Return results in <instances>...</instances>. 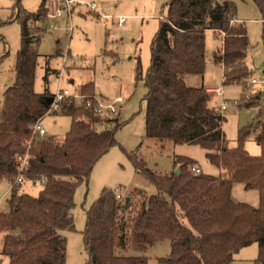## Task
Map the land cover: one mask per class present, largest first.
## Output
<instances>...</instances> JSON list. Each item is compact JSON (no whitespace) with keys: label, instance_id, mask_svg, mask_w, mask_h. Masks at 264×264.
<instances>
[{"label":"trees","instance_id":"16d2710c","mask_svg":"<svg viewBox=\"0 0 264 264\" xmlns=\"http://www.w3.org/2000/svg\"><path fill=\"white\" fill-rule=\"evenodd\" d=\"M252 1L264 24V0ZM20 3L15 18L22 29L16 81L5 91L0 111V184L15 182V159L27 152L32 127L48 112L52 98L48 91L35 92L47 0L35 13L20 8ZM162 15L151 46V65L145 74L140 63L137 70L147 90L146 138L200 146L222 173L217 177L196 174L192 172L195 161L175 157L174 170L159 174L132 155L138 172L156 186L158 194L136 191L126 208L115 192L105 189L86 213V264H148L145 256L129 253H145L165 241L171 251L159 260L161 264H232L236 254L255 244L260 252L255 263L264 264V108L262 119L240 130L237 146L230 148L223 132L224 117L210 106V93L186 83L187 77L206 73L208 32L222 42L213 60L223 67L224 86L246 83L252 77L246 62L250 49L246 24L229 0H171ZM262 39L264 45V30ZM93 88L88 84L80 90L86 94ZM63 114L71 118L64 140H33L29 152L28 175L45 178L46 186L37 197L13 188L0 214L4 264H66L64 233L75 230L71 210L76 191L89 180L99 160L118 145L120 125L103 131L101 126L110 121L73 105L65 106ZM257 130L261 153L251 156L245 143ZM237 184L259 193L257 208L233 201Z\"/></svg>","mask_w":264,"mask_h":264},{"label":"rangeland","instance_id":"374dc122","mask_svg":"<svg viewBox=\"0 0 264 264\" xmlns=\"http://www.w3.org/2000/svg\"><path fill=\"white\" fill-rule=\"evenodd\" d=\"M19 0H0V111L3 106L5 91L14 86L17 55L21 48L22 29L15 18L19 12L16 7ZM43 0H21L20 8L35 13ZM46 7L58 0H47ZM171 0H86L83 4L72 5V12L64 11L57 21L49 20L38 47L40 55L36 70L35 92L51 95L59 90L76 91L86 96L99 95L105 101H113L122 95L125 99L124 109L118 117V123L103 124L101 130L120 128L116 134L118 145L113 147L94 167L89 180L76 191L75 206L71 210L75 230L65 232L67 239L66 264H86L87 252L83 232L86 227V213L107 189L120 193L125 199L140 191L147 196L158 194L156 186L141 175L131 156L137 155L148 169L159 174H170L174 169L175 157L188 158L201 167L202 173H216V166L207 159V151L200 146H176L172 142H161L146 138V94L143 80L138 79V64L145 74L151 65V46L164 18L165 6ZM236 4L237 16L247 27L250 49L247 65L252 77L244 84L224 86L223 72L213 61L214 52L220 47V38L212 32L206 33L207 67L203 77H189L188 83H204L206 87L218 88L222 94H210V106L220 111L223 104L225 111L223 132L230 148L237 146L240 130L261 120L264 108V85H253V79L260 81L264 77V24L259 8L252 0H229ZM96 4L100 13L109 15L104 19L90 5ZM89 5V6H88ZM62 6V5H61ZM125 22L118 26V18ZM161 17V19H160ZM58 24L55 30L52 25ZM113 52H104L105 43ZM112 57V58H111ZM94 84L92 92L82 93L81 86ZM254 103L255 106L245 107ZM59 115V114H58ZM47 132L45 139L52 138L61 143L71 128L68 116L52 115L42 123ZM255 133L252 134V136ZM245 149L251 156L261 153L256 138L250 137ZM179 168V167H178ZM177 168V169H178ZM218 172V171H217ZM238 198L255 197L257 191L245 192L244 186H238ZM11 184H0V209H6ZM33 197L42 191L28 181L21 188ZM245 203V202H243ZM249 204V203H246ZM250 205V204H249ZM258 205V204H257ZM256 208V207H255ZM4 237V235H3ZM2 249V246L1 248ZM169 242H163L150 248L145 253L131 251L129 255L145 256L148 264H161L160 259L170 254ZM259 247L255 244L244 248L234 256L232 264H256ZM6 262V260H5Z\"/></svg>","mask_w":264,"mask_h":264},{"label":"built area","instance_id":"2783aa9c","mask_svg":"<svg viewBox=\"0 0 264 264\" xmlns=\"http://www.w3.org/2000/svg\"><path fill=\"white\" fill-rule=\"evenodd\" d=\"M75 4L74 0H58L57 3L52 2V5H49L48 10V19L52 21H57L64 15L65 10H69V12H72V5ZM62 5V6H61ZM89 6V5H88ZM91 10L95 11L97 14H99L104 19L110 18L109 16H106L103 13H100L98 11V6L96 4L89 6ZM118 26H122L125 22L124 17H119L118 19ZM53 29L58 28V24L52 25ZM253 85H264V77L260 79V81H257L253 79L251 81ZM217 94H222V90L218 89L215 91ZM125 99L122 95L118 96L113 101H105L102 96L99 95H92V96H86L83 94H80L76 91H69L67 89L65 90H59L56 94L52 95L51 98V105L48 110V112L45 114V116L40 119L33 127H32V133L33 138L26 142L27 146V152L22 155H18L15 159V167H16V179L13 184H11V190L13 188L20 189L23 187V185L30 181L34 187L44 189L46 186V179L42 177H38L36 179H30L29 177V161H30V149L33 145V140H44L47 136V132L44 129L42 123L44 119L48 116L52 115H58L63 114V110L65 106L73 105L76 108L85 109L90 112H92L95 116L102 119L103 121H110V122H116L118 123V117L120 116L121 112L124 109ZM226 105L223 104L220 108V111H225ZM192 172L196 174H202V170L196 166L192 167ZM10 190V192H11ZM116 199L119 202H125V198L120 194L116 193ZM2 210L0 209V214ZM1 248V245H0ZM2 249H0V264H2V256H1Z\"/></svg>","mask_w":264,"mask_h":264},{"label":"crops","instance_id":"0c3cea01","mask_svg":"<svg viewBox=\"0 0 264 264\" xmlns=\"http://www.w3.org/2000/svg\"><path fill=\"white\" fill-rule=\"evenodd\" d=\"M44 1V0H43ZM42 1V2H43ZM75 1V3H78V4H83V3H85L86 2V0H74ZM48 2V1H47ZM42 4V3H41ZM41 6V5H40ZM48 7H49V5H48ZM47 7V8H48ZM39 10V9H38ZM109 16V15H108ZM160 19H161V17H160ZM240 20V19H239ZM240 21H242V20H240ZM243 22V21H242ZM263 22V21H262ZM221 41V40H220ZM107 45V42L105 43V48H103V50H102V54L104 53V52H113L112 50H109L110 48L108 47V46H106ZM221 46H222V42H221V44H220V47L219 48H221ZM218 48V49H219ZM114 53V52H113ZM115 54V53H114ZM104 56H107V55H105V54H103ZM112 58V57H111ZM113 59V61H116L117 60V55L115 54V57H113L112 58ZM214 61V60H213ZM217 65V64H216ZM217 66H220L221 67V69H222V72H224V70H223V67L221 66V65H217ZM189 77H193V76H189ZM189 77H187V78H189ZM196 77H198V76H196ZM187 78H186V83H187V85L189 86V87H192V88H199V87H204L210 94H217V93H215V91L216 90H218V88H209V87H206V85L204 84V83H202L200 86H199V84H198V82H191V83H188V80H187ZM203 78H204V76H203ZM95 87V86H94ZM95 90H96V87H95ZM60 116H63L64 114H59ZM59 115H57V116H59ZM65 116V115H64ZM71 119V118H70ZM260 132V130H257V132L253 135V136H251V137H254L255 136V138H256V136L258 135V133ZM250 138V137H249ZM162 144V143H161ZM196 167H198V168H200L201 169V167H199L198 165H196ZM174 169V168H173ZM216 169H217V171H216V173L214 172V173H207V175H211V176H215V177H217V176H219L221 173H222V169H220V168H218V167H216ZM203 171V170H202ZM204 173V172H203ZM205 174V173H204ZM238 186H239V184H237V185H235L234 186V188H233V190H232V199H233V201L235 202V203H243V202H245V203H249L251 206H253V207H258L259 206V203H260V196H259V193H257V195H255V197L253 196V197H250V198H247V199H249L250 201H252L253 200V204H251L249 201H245V199H240V198H238L239 196H238V191H240L239 189H238ZM236 190H238V191H236ZM245 190V189H244ZM245 192H248V191H246L245 190ZM10 195V194H9ZM6 202H7V200H6ZM258 204V205H257ZM165 242H169V241H165ZM163 243V242H162ZM160 244V243H159ZM158 245V244H157ZM169 245H170V242H169ZM257 245V244H256ZM258 246V245H257ZM259 247V246H258ZM171 248V247H170ZM171 250V249H170ZM244 249H242L241 251H243ZM240 251V252H241ZM239 254V253H238ZM2 264H4V262L2 263Z\"/></svg>","mask_w":264,"mask_h":264},{"label":"water","instance_id":"95a60500","mask_svg":"<svg viewBox=\"0 0 264 264\" xmlns=\"http://www.w3.org/2000/svg\"><path fill=\"white\" fill-rule=\"evenodd\" d=\"M50 103H51V101H50ZM176 174H180V169H177L176 170ZM130 202H131V198L130 197H127L126 200H125V206H126V208L129 207Z\"/></svg>","mask_w":264,"mask_h":264}]
</instances>
